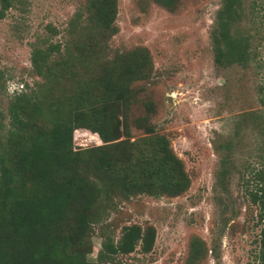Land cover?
<instances>
[{"label": "rangeland", "instance_id": "1", "mask_svg": "<svg viewBox=\"0 0 264 264\" xmlns=\"http://www.w3.org/2000/svg\"><path fill=\"white\" fill-rule=\"evenodd\" d=\"M85 3L12 0L4 11L0 147L7 136L14 93H29L47 82L41 89L46 98L67 97L84 79L81 74L69 77L67 69L88 66L101 74L113 68L116 55L144 49L148 73L124 90L128 103L126 118L118 116V140H141L149 132L165 136L189 183L176 196L116 190L111 207L91 226L85 258L94 261L104 236L114 241L123 225L135 223L153 227L151 249L142 252L136 246L109 264H186L195 239L202 240L205 249L196 264H257L258 205L250 201L249 193L255 189V172L264 169V0H235L229 33L245 43L247 54L241 64L225 56L219 39L216 13L223 0H116L115 32L99 61L90 63L86 56L91 35L82 28L88 13ZM74 12L82 17L72 20ZM42 40L58 44L57 51L49 52L50 61L63 58L66 50L73 55L45 77L34 72L29 60L32 45L46 46ZM65 101L60 105L67 106ZM137 117L144 120L139 124ZM44 118L37 117L33 129L46 130ZM78 130L71 135L73 151L101 144L93 132ZM222 156H226L223 187L216 180Z\"/></svg>", "mask_w": 264, "mask_h": 264}, {"label": "trees", "instance_id": "2", "mask_svg": "<svg viewBox=\"0 0 264 264\" xmlns=\"http://www.w3.org/2000/svg\"><path fill=\"white\" fill-rule=\"evenodd\" d=\"M11 4L12 0H0V18ZM234 4L235 0H223L216 25L225 56L241 64L247 54L245 43L229 33ZM85 7L88 13L82 28L91 35L86 59L95 63L115 32L116 0H86ZM80 17V12H74L72 20ZM41 42L46 46L32 45L29 53L38 75L45 77L50 68L63 66L67 57H73L66 50L63 58L50 61L49 52L57 51L58 44ZM81 61L79 56L77 62ZM147 63L144 49H132L116 55L108 71L101 67V74H94L88 66L67 69L71 78L84 76L67 97L51 94L46 98L41 89L47 88V82L29 93H14L8 107L7 136L0 147V264H109L114 256L128 254L136 246L142 252L151 249L153 227L132 223L123 225L114 241L104 236L94 261L85 258L91 226L111 207L118 190L176 196L189 183L165 136L149 132L141 140H118V116L126 118L128 103L124 90L146 76ZM66 98L68 105L61 106ZM41 115L48 128L33 129ZM142 120L134 119L139 124ZM82 128L96 134L101 144L73 151L72 132ZM225 160L226 156L219 159L216 173L221 187ZM254 180L249 198L258 205L257 264H264V169L255 172ZM204 252L202 240L190 242L186 264H196Z\"/></svg>", "mask_w": 264, "mask_h": 264}, {"label": "bare ground", "instance_id": "3", "mask_svg": "<svg viewBox=\"0 0 264 264\" xmlns=\"http://www.w3.org/2000/svg\"><path fill=\"white\" fill-rule=\"evenodd\" d=\"M94 137V138H93ZM92 138L96 141V143H98L99 142V140H98V137L97 136H93Z\"/></svg>", "mask_w": 264, "mask_h": 264}, {"label": "built area", "instance_id": "4", "mask_svg": "<svg viewBox=\"0 0 264 264\" xmlns=\"http://www.w3.org/2000/svg\"><path fill=\"white\" fill-rule=\"evenodd\" d=\"M82 133H83V132H82ZM74 134H75V135L79 134V130L74 131Z\"/></svg>", "mask_w": 264, "mask_h": 264}]
</instances>
